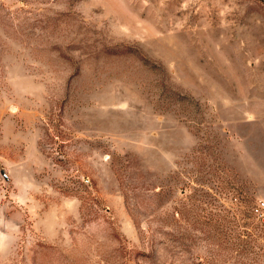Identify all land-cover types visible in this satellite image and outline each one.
I'll list each match as a JSON object with an SVG mask.
<instances>
[{
	"label": "rangeland",
	"instance_id": "rangeland-1",
	"mask_svg": "<svg viewBox=\"0 0 264 264\" xmlns=\"http://www.w3.org/2000/svg\"><path fill=\"white\" fill-rule=\"evenodd\" d=\"M0 264H264V0H0Z\"/></svg>",
	"mask_w": 264,
	"mask_h": 264
},
{
	"label": "water",
	"instance_id": "water-1",
	"mask_svg": "<svg viewBox=\"0 0 264 264\" xmlns=\"http://www.w3.org/2000/svg\"><path fill=\"white\" fill-rule=\"evenodd\" d=\"M1 173H2V175L4 176V178L7 179V176H6V174L4 173L3 170H1Z\"/></svg>",
	"mask_w": 264,
	"mask_h": 264
}]
</instances>
